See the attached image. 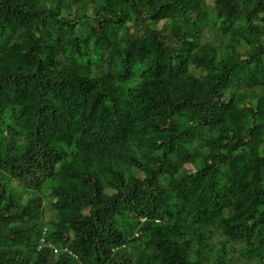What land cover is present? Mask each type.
Instances as JSON below:
<instances>
[{
    "label": "trees",
    "instance_id": "obj_1",
    "mask_svg": "<svg viewBox=\"0 0 264 264\" xmlns=\"http://www.w3.org/2000/svg\"><path fill=\"white\" fill-rule=\"evenodd\" d=\"M0 264H264V0H0Z\"/></svg>",
    "mask_w": 264,
    "mask_h": 264
},
{
    "label": "built area",
    "instance_id": "obj_2",
    "mask_svg": "<svg viewBox=\"0 0 264 264\" xmlns=\"http://www.w3.org/2000/svg\"><path fill=\"white\" fill-rule=\"evenodd\" d=\"M43 238L40 239L41 243L43 242ZM48 246L52 247L53 252H57L59 248H57L56 246L52 245L51 243H48ZM64 251H66V248L63 249Z\"/></svg>",
    "mask_w": 264,
    "mask_h": 264
}]
</instances>
